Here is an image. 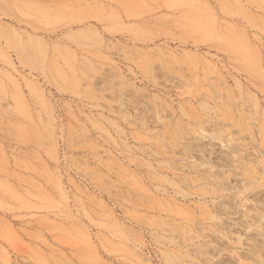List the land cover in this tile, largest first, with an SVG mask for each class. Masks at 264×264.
I'll return each mask as SVG.
<instances>
[{
	"label": "rangeland",
	"instance_id": "374dc122",
	"mask_svg": "<svg viewBox=\"0 0 264 264\" xmlns=\"http://www.w3.org/2000/svg\"><path fill=\"white\" fill-rule=\"evenodd\" d=\"M0 264H264V0H0Z\"/></svg>",
	"mask_w": 264,
	"mask_h": 264
}]
</instances>
